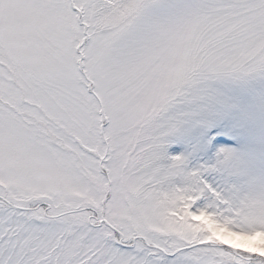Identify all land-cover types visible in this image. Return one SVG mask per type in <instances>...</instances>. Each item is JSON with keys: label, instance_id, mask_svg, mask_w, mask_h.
<instances>
[{"label": "snow or ice", "instance_id": "obj_1", "mask_svg": "<svg viewBox=\"0 0 264 264\" xmlns=\"http://www.w3.org/2000/svg\"><path fill=\"white\" fill-rule=\"evenodd\" d=\"M0 264H264V0H0Z\"/></svg>", "mask_w": 264, "mask_h": 264}]
</instances>
